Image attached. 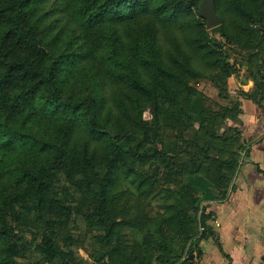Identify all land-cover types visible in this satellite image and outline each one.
I'll return each instance as SVG.
<instances>
[{
  "label": "trees",
  "instance_id": "1",
  "mask_svg": "<svg viewBox=\"0 0 264 264\" xmlns=\"http://www.w3.org/2000/svg\"><path fill=\"white\" fill-rule=\"evenodd\" d=\"M199 1L53 0L48 7V0H0V171L11 177L17 192H30L38 203L43 200V186L33 185L34 177L30 174L34 163L14 159L19 154L30 155L31 159L37 156L50 165L57 161L67 179L80 188L101 184L98 194L95 191V196L102 199L100 202L109 210L128 213L132 207L129 198L119 200L124 191L109 193L108 185L129 151V146L120 144L116 136L122 134L126 125L131 127L128 136L145 130L146 122L140 119L144 108L141 101L149 102L155 123L171 115L183 116L186 111L187 117L204 126L205 98L192 86V81L208 78L220 98H229L226 81L237 69L220 77L192 64L211 56L213 60L206 59L207 64L220 63L217 69L221 70L228 66L222 58L221 45L208 35L198 10L193 12ZM231 1L229 15L227 10L219 12L225 2L215 0L220 17L215 30L224 33L245 54L246 71L264 99V0H255L256 7L245 6L241 0ZM46 16L62 20L66 29L48 35L42 27ZM257 23L261 25L256 28ZM180 91H189L191 95L177 101ZM240 95L248 96L243 92ZM220 108L223 109L217 115L221 121H237L239 109L234 100L231 107ZM176 120L173 124L179 126V119ZM191 124L187 122L184 129ZM40 126L59 133L58 145L48 142V137L35 136L32 128ZM228 126L222 133H213L215 140L205 148L198 146L203 155L213 151L218 157L210 180L217 200L225 198L243 149L238 128ZM105 128L113 136L102 132ZM46 132L50 133L49 129ZM99 140L109 151L102 178L95 177L101 166L93 160ZM231 140L230 145H235L232 157L220 159L224 146L221 142ZM186 148L184 144L181 150ZM174 183L175 190L169 193L175 201L165 205V218L158 232L161 230L165 244H179L176 251L170 249L176 264H192L185 254L191 250L200 254L199 241L213 236L206 225L211 215L201 211L196 220L197 230L196 189L178 180ZM153 185L147 178L138 183L133 200L137 201V208L152 193ZM64 203L63 198L56 197L48 203L47 211H42L41 217L47 224L45 237L55 233V226L61 224L49 216L60 215ZM101 203L92 212L97 222L104 224V229L95 227V231H101V241L109 246V264H162L147 255V250L134 253L117 234L134 221L103 216ZM3 235L1 231L0 236ZM49 246L45 249L51 250ZM5 263V255L0 254V264ZM171 263L172 260H165V264Z\"/></svg>",
  "mask_w": 264,
  "mask_h": 264
},
{
  "label": "rangeland",
  "instance_id": "2",
  "mask_svg": "<svg viewBox=\"0 0 264 264\" xmlns=\"http://www.w3.org/2000/svg\"><path fill=\"white\" fill-rule=\"evenodd\" d=\"M241 1L245 6L256 7L258 5L255 0ZM52 2L53 0H48L47 6H52ZM223 2L225 3L219 8V12L223 14L227 10L228 14L231 15L229 7L232 1L223 0ZM197 10L198 4L193 7V12L197 13ZM64 24L62 20L46 16L42 27L50 35L56 31L65 30ZM218 25L210 28L205 26V29L208 35L221 45L222 58L228 63V66L222 70L217 69L221 67V64H207L206 59L213 60V57L208 56L205 60L198 59V61L192 62L193 67H205L207 74L216 72L215 75L218 74L220 77H224L227 71L235 72V69H243L246 75L245 54L239 52L240 50L237 49L236 45L231 44L224 33L215 30ZM260 25L261 23H257L254 26L257 28ZM192 86L197 91L202 92L205 98L206 126L194 122L190 116L187 117L186 111L183 116L171 115L170 118L166 120L164 118L155 123L151 106L146 100H142L140 103V106L144 107L140 119L146 122L145 130L128 136L131 127L126 125L124 132L123 126L127 123L121 126L120 129L123 132L121 135H117L116 139L120 144L126 143L129 146V151L126 152L123 165H118L114 170L108 190L109 193L124 191V195L119 200L129 198L131 201L132 207L129 208L127 214L109 210L100 202L102 199L95 196V191L98 194V191L101 190V184L80 188L68 180L57 161H53L50 165L48 161L47 163L37 156L31 159L30 155L26 154L14 155L15 160L34 163L35 167L30 171L31 176L34 177L33 185L43 186L44 194L42 195L44 197L38 203L37 200L33 199L34 197L30 192H17L11 177L0 171V193H2L0 194V232L5 233V235L0 236V254L5 255V264H109L106 257L109 246L101 241V236H99L101 231H95V227L104 229V224L98 223L92 212L97 209V203L102 204L103 216L107 218L116 217L120 219V217H125L129 221H134L117 233L123 237L124 243L134 253L138 255L147 250V255H152L162 264H165V260H172L171 264H176L175 254L170 249L176 251L179 244L174 241L165 244V237H163L161 230L158 232L159 224L165 218V205L175 201L169 191L175 190L174 182L176 180L181 184H189L197 190L195 192L199 203L198 214L194 215V226L197 229L196 220L199 219L201 211L205 213L208 193L210 189L214 190L210 180L213 179L214 164L218 162L216 160L218 157L213 154V151L203 155L199 148L201 146L205 148L209 142L215 140L213 133L226 131L228 125L231 128L236 127L235 120L224 123L218 118L219 109H223L220 108L223 107L220 103L223 104L225 101L219 100L216 96L218 90L211 80L208 78L198 82L194 80ZM189 94V91H180L176 99L177 101H184V97L186 98ZM238 95L240 92L235 93L236 97ZM132 114L138 116V112ZM176 119H179V126L173 124L174 121L177 122ZM187 122L192 124L184 129ZM60 126L61 124L58 123L57 127ZM32 129L37 138L46 139L48 137V142L54 146L58 145L59 133L51 132L48 126L33 127ZM46 129H49L50 133L46 132ZM44 131L46 135L42 134ZM102 132L113 136V132L107 128L103 129ZM180 134L182 137L179 138ZM232 141L221 142L224 146L221 147L223 152L220 153V159L232 157L235 147V145H230ZM101 142L100 140L97 141V151L93 158L101 166L95 174V177L99 178H102L105 173L102 166H105L109 152ZM184 144L187 147L186 151L181 150ZM229 153H231L230 156ZM239 160L240 157L237 161L239 162ZM234 176L235 171L232 178ZM145 178L154 183L153 190L146 199L140 201L142 205L137 208V201L133 200H135L138 183ZM198 182H201L202 185ZM84 192L86 193L83 195ZM213 196L216 195L213 194ZM56 197L65 200V207L60 208V215H53L52 213L49 217L61 224L55 226V233L45 237L47 224L44 223L41 213L44 209L47 211L48 203ZM162 224L165 233V223ZM1 227L8 229V231ZM47 246L51 250L45 249Z\"/></svg>",
  "mask_w": 264,
  "mask_h": 264
},
{
  "label": "crops",
  "instance_id": "3",
  "mask_svg": "<svg viewBox=\"0 0 264 264\" xmlns=\"http://www.w3.org/2000/svg\"><path fill=\"white\" fill-rule=\"evenodd\" d=\"M226 92L229 98L218 91L216 96L225 101L223 107H231L232 100L238 104L243 149L225 198L215 199L212 189L208 193L206 225L213 236L199 241L200 254L191 250L185 257L192 264H264V99L243 69L227 78ZM237 92L248 96L236 97Z\"/></svg>",
  "mask_w": 264,
  "mask_h": 264
},
{
  "label": "water",
  "instance_id": "4",
  "mask_svg": "<svg viewBox=\"0 0 264 264\" xmlns=\"http://www.w3.org/2000/svg\"><path fill=\"white\" fill-rule=\"evenodd\" d=\"M198 15L205 21L207 28L220 24V17L215 10V0H200Z\"/></svg>",
  "mask_w": 264,
  "mask_h": 264
}]
</instances>
